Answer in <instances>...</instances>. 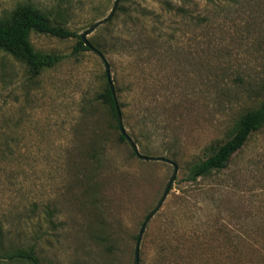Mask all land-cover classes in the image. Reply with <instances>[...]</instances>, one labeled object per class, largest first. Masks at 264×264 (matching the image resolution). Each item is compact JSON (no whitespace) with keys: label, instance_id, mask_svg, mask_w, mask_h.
<instances>
[{"label":"rangeland","instance_id":"rangeland-1","mask_svg":"<svg viewBox=\"0 0 264 264\" xmlns=\"http://www.w3.org/2000/svg\"><path fill=\"white\" fill-rule=\"evenodd\" d=\"M114 1L0 0V16L29 3L80 36ZM118 6L124 12L87 40L106 49L139 153L178 166L142 234L139 264H264V127L222 171L188 177L264 101V0H189L183 16L157 0ZM145 36L153 43L128 57L124 46ZM30 41L63 59L32 84L19 64L0 68V264H32L6 256L18 251L37 264H135L138 232L173 167L139 159L112 122L86 109L105 73L97 53L76 52L77 38Z\"/></svg>","mask_w":264,"mask_h":264},{"label":"trees","instance_id":"trees-1","mask_svg":"<svg viewBox=\"0 0 264 264\" xmlns=\"http://www.w3.org/2000/svg\"><path fill=\"white\" fill-rule=\"evenodd\" d=\"M127 1L134 0H120L119 2L126 3ZM157 1L162 4L163 8H165L168 14L172 13L173 15L177 14L183 16L185 13H187L185 7H187L189 0H181L182 4L179 6H175L170 0ZM208 1L210 3L213 2V0ZM117 10L124 12V6H118ZM57 15H59V13H57ZM125 15L126 18L129 19L127 22H124L125 25H129L130 27L135 26L136 23L131 19V14L126 13ZM138 21L139 19L136 20V22ZM140 22L144 26L147 24L145 17H143ZM31 33L47 35L60 40L77 38L76 47L74 48L76 52L94 51L101 56H104V53H106V49L103 48L101 43L89 40L88 42L91 45V48H87L80 36H78L75 32L68 30L66 27H64V25H62V23L56 21L55 19H51L45 12L36 8L32 4L18 3L8 13L0 16V54L2 56L0 60V68H7L11 62L19 64L24 70L23 76L25 79L22 80L23 84H32L41 76L44 71L54 68L63 59V56L57 53L37 51L30 41ZM145 37L136 40L134 43H129L127 41L129 44L124 46V51L127 53L128 57H136L138 52H140L142 49H145L143 47L149 45L150 42L153 43V39L148 38L147 36ZM131 38L133 39V36ZM156 38L158 41L161 37ZM170 40H172V38ZM167 42L168 41H166L165 46L163 45L164 43L162 45L169 49L167 44L170 41L168 43ZM139 43H141V46L143 47H140ZM261 89L262 88H260V90ZM114 90L115 94L116 92L120 91L115 87ZM118 106L120 111L124 108L122 103H118ZM85 107H87L86 109H90L92 112L91 116L101 114L103 118H106L108 123L112 122L114 129L119 132L114 100L108 86L105 73L102 75V82L100 86L94 92L93 96L86 101ZM121 115L124 116L123 111H121ZM146 120L147 119L143 118V121ZM263 127L264 101L261 102L257 107L248 109L239 115L233 126V132L229 139L224 143L212 148V152L205 160L195 164L189 173V179L195 181L197 178L205 177L212 172L222 171L225 169L230 158L245 145L248 138ZM128 135L133 140L135 145L140 143L137 137H134L130 134ZM118 139L121 142L126 141L120 135V133L118 135ZM6 256L10 260L22 259L32 264H37V259L32 254V252L18 251Z\"/></svg>","mask_w":264,"mask_h":264},{"label":"water","instance_id":"water-1","mask_svg":"<svg viewBox=\"0 0 264 264\" xmlns=\"http://www.w3.org/2000/svg\"><path fill=\"white\" fill-rule=\"evenodd\" d=\"M119 1L120 0H115L114 1L113 7H112L110 13L103 20L95 22L94 24H92L90 26L89 29L85 30L82 34H80V38L84 42V45L87 48H91V45L89 44V42L87 40V35L92 33L99 25L107 23V22H109L111 20V18L113 17V15H114L117 7H118ZM99 56L102 58V61L104 63L105 75H106V78H107V83H108V86H109L110 91H111L112 96H113L114 106H115V111H116L117 126H118V130H119L120 135L126 140V142L129 144V146L131 147V149L134 152V154L139 159L144 160V161H161V162L168 163V164H170L173 167L172 176H171V178H170V180H169V182L167 184V187H166L161 199L159 200V202H158L157 206L155 207V209L151 213H149L147 215L145 221L141 225V228H140V230L138 232L136 243H135V248H134V259H135V264H139V246H140V241H141L142 234H143V232L145 230V227H146L147 223L149 222V220L151 219L153 214L160 208V206H161L162 202L164 201L167 193L169 192L170 186L174 182L176 174L178 172V166H177V164L175 162H173V161H171L169 159H166V158H163V157H148V156L141 155L139 153L137 146L134 144L133 140L129 137V135H128V133H127V131H126L124 125H123L122 115H121V111H120L118 103H117L116 94H115V90H114V85H113V82H112L111 77H110L109 66H108L106 60L103 58V56H101V55H99Z\"/></svg>","mask_w":264,"mask_h":264}]
</instances>
